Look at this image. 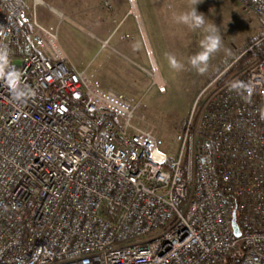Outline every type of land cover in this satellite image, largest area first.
I'll return each mask as SVG.
<instances>
[{"label": "built area", "instance_id": "2783aa9c", "mask_svg": "<svg viewBox=\"0 0 264 264\" xmlns=\"http://www.w3.org/2000/svg\"><path fill=\"white\" fill-rule=\"evenodd\" d=\"M233 1L264 15V0ZM0 49L35 93L15 101L0 78V264H222L237 250L231 264H264V51L207 83L168 151L139 102L95 84L15 0H0ZM233 80L255 85L250 101Z\"/></svg>", "mask_w": 264, "mask_h": 264}, {"label": "rangeland", "instance_id": "374dc122", "mask_svg": "<svg viewBox=\"0 0 264 264\" xmlns=\"http://www.w3.org/2000/svg\"><path fill=\"white\" fill-rule=\"evenodd\" d=\"M23 2L32 19L36 17L47 28L58 27L60 43L77 69L85 70L98 86L121 91L140 103V114L146 124L158 130L168 151L176 147V137L208 83L203 85L205 75L222 57L264 27V15L258 18L233 0H202L196 6L197 11L205 15L207 23L219 28L223 47L210 60L208 71L199 75L188 64V57L200 50L203 33L190 31L173 19L174 15L189 10V0ZM263 51L257 42L248 45L220 72L221 78L244 54L255 53V59ZM167 53L184 63V69H172ZM152 60L157 64L160 80L167 83L164 93L154 83Z\"/></svg>", "mask_w": 264, "mask_h": 264}, {"label": "clouds", "instance_id": "9594fccd", "mask_svg": "<svg viewBox=\"0 0 264 264\" xmlns=\"http://www.w3.org/2000/svg\"><path fill=\"white\" fill-rule=\"evenodd\" d=\"M201 2L202 0H189V10L174 15L173 19L175 23L186 26L190 31L200 30L203 33L202 39L199 40L200 50L188 57V64L197 74L204 75L208 71L210 60L221 51L223 38L219 28L214 23H207L205 15L197 11L196 6ZM8 56L7 49H0V78L6 80L11 89L13 100L24 103L35 93L31 89L21 86V77L18 71L11 69L7 73L4 72L8 66ZM166 57L172 69L176 71L184 69V63L178 60L174 54L167 53ZM228 88L230 91H235L245 101H250L255 91L253 83L241 80L229 82ZM260 115L261 119H264V110L261 111Z\"/></svg>", "mask_w": 264, "mask_h": 264}, {"label": "trees", "instance_id": "16d2710c", "mask_svg": "<svg viewBox=\"0 0 264 264\" xmlns=\"http://www.w3.org/2000/svg\"><path fill=\"white\" fill-rule=\"evenodd\" d=\"M20 6L23 8H26L24 5L23 0H15ZM234 2V1H233ZM257 47L261 50H264V27L262 30L255 35L249 37L244 43L239 45L238 47L234 48L228 55L222 57L221 61L217 64L215 68L210 70L204 77V83L205 85L207 82L212 80L216 75H218L229 63H231L248 45L256 43ZM255 53H246L242 57H240L230 68L229 72L226 73V75H223L222 79H225L228 77L233 71L236 69L243 67L244 65L250 63L254 57ZM186 121L183 123V127L181 131L184 129ZM240 255V251L237 250L234 253L226 256L223 259L222 264H231L232 260L235 256Z\"/></svg>", "mask_w": 264, "mask_h": 264}, {"label": "water", "instance_id": "95a60500", "mask_svg": "<svg viewBox=\"0 0 264 264\" xmlns=\"http://www.w3.org/2000/svg\"><path fill=\"white\" fill-rule=\"evenodd\" d=\"M232 225H233V229H234L235 234L237 236H239L240 233H241V231H240L239 226H238V223L236 221V213L235 212L233 213Z\"/></svg>", "mask_w": 264, "mask_h": 264}, {"label": "bare ground", "instance_id": "6f19581e", "mask_svg": "<svg viewBox=\"0 0 264 264\" xmlns=\"http://www.w3.org/2000/svg\"><path fill=\"white\" fill-rule=\"evenodd\" d=\"M152 62H153V65H154L153 70H154V74L156 76V80L160 81V75H159L158 70H157V64L154 62V60H152Z\"/></svg>", "mask_w": 264, "mask_h": 264}, {"label": "crops", "instance_id": "0c3cea01", "mask_svg": "<svg viewBox=\"0 0 264 264\" xmlns=\"http://www.w3.org/2000/svg\"><path fill=\"white\" fill-rule=\"evenodd\" d=\"M53 9V8H52Z\"/></svg>", "mask_w": 264, "mask_h": 264}]
</instances>
